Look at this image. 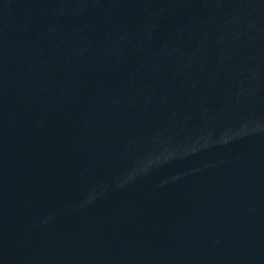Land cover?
<instances>
[{
  "label": "water",
  "instance_id": "water-1",
  "mask_svg": "<svg viewBox=\"0 0 264 264\" xmlns=\"http://www.w3.org/2000/svg\"><path fill=\"white\" fill-rule=\"evenodd\" d=\"M264 263V0H0V264Z\"/></svg>",
  "mask_w": 264,
  "mask_h": 264
}]
</instances>
